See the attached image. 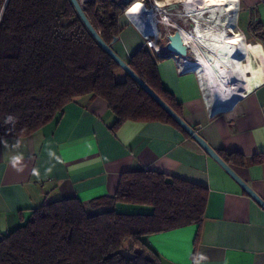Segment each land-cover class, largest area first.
<instances>
[{"label": "crops", "instance_id": "crops-1", "mask_svg": "<svg viewBox=\"0 0 264 264\" xmlns=\"http://www.w3.org/2000/svg\"><path fill=\"white\" fill-rule=\"evenodd\" d=\"M224 21L247 46H238L241 60L229 94L240 98L231 110L210 116L208 102L218 87L198 67L180 74L177 58L166 54L157 72L177 114L264 201V0H239V11ZM141 45L135 29L122 23L112 48L126 61ZM193 59L191 51L183 61ZM114 121L103 99L84 96L67 105L57 123L0 141V235L47 201L78 198L88 204L112 196L123 172L151 171L207 190L200 226L144 239L162 264H264V210L189 136L160 122L129 121L112 132Z\"/></svg>", "mask_w": 264, "mask_h": 264}, {"label": "trees", "instance_id": "trees-1", "mask_svg": "<svg viewBox=\"0 0 264 264\" xmlns=\"http://www.w3.org/2000/svg\"><path fill=\"white\" fill-rule=\"evenodd\" d=\"M124 7V0H90L83 8L111 47L121 24H128ZM160 59L143 44L126 62L178 113L159 80ZM84 96L107 103L115 116L112 132L129 121L160 122L188 137L100 48L69 0H0V141L57 123L63 109ZM206 200L205 188L185 180L123 172L112 196L88 204L60 198L34 208L19 227L0 235V264H162L144 239L200 226ZM119 206L146 213H122Z\"/></svg>", "mask_w": 264, "mask_h": 264}, {"label": "bare ground", "instance_id": "bare-ground-1", "mask_svg": "<svg viewBox=\"0 0 264 264\" xmlns=\"http://www.w3.org/2000/svg\"><path fill=\"white\" fill-rule=\"evenodd\" d=\"M191 2L196 8L193 9L192 7L194 6L190 7L185 4L182 14L193 16L192 18L196 21L197 27L192 36L181 32L184 43L189 45L190 52H193L194 59L191 64L198 67L199 71L202 74L204 73L205 78L208 75L217 84L216 99L221 97L220 101L222 103H228L226 99L232 96L229 94V90L234 87L238 62L241 60L240 55L238 56L237 54L238 46H247L243 44V39L239 35L228 34L225 32V26H223L224 29L219 27L220 25H225L224 18L228 15L227 4L215 1L210 3L204 0ZM129 19L137 28L142 29V24L135 17L129 15ZM200 19L207 25L203 26V29L199 27L198 21ZM146 20L145 23L147 24L151 21L150 18Z\"/></svg>", "mask_w": 264, "mask_h": 264}, {"label": "built area", "instance_id": "built-area-1", "mask_svg": "<svg viewBox=\"0 0 264 264\" xmlns=\"http://www.w3.org/2000/svg\"><path fill=\"white\" fill-rule=\"evenodd\" d=\"M83 6L90 0H78ZM191 1L196 0H124L125 7L123 9L122 17L127 21L128 25L132 26L138 33L140 38L143 40V44L150 48L154 54L161 57L165 53V46L167 44V37L173 33V31L185 32L186 34L193 35L195 28L197 27L196 21L192 18L193 16L183 15L182 11L185 4L190 7L192 5ZM198 1V0H197ZM205 2H219L228 5L227 12L230 14H235L239 11V0H204ZM176 6V7H173ZM196 8L195 6L192 7ZM129 15L135 17L141 24L142 29L137 28L134 23L129 19ZM195 17L196 15L193 14ZM150 18V23H145L146 19ZM199 27L203 29V26H207L203 20H199ZM227 31L233 34V29L229 27L227 21H224ZM203 27V28H202ZM177 58V57H176ZM177 66V72L184 74L190 70L192 67L190 62H184L183 59L177 58L174 60ZM202 87V86H201ZM244 96L243 94L241 97ZM203 97L206 99V93L203 92ZM240 97L236 100H231L232 96H229L226 100L228 103H222L215 97L208 102V109L210 116L215 114L229 111L232 109L233 105L238 101ZM227 104L226 106L219 105L214 109L215 103ZM229 107V108H228Z\"/></svg>", "mask_w": 264, "mask_h": 264}, {"label": "water", "instance_id": "water-1", "mask_svg": "<svg viewBox=\"0 0 264 264\" xmlns=\"http://www.w3.org/2000/svg\"><path fill=\"white\" fill-rule=\"evenodd\" d=\"M76 11L77 16L100 46V48L119 66V68L128 75L139 87L201 148V150L208 155L214 162H216L240 187L248 194L263 210L264 201L257 196L245 182H243L234 171L225 163V161L215 152L199 135L189 126L170 106H168L163 99H161L133 70L128 66L127 62L123 60L113 48L107 45L100 37L98 32L89 22L87 16L84 13L83 6L78 0H69ZM176 7V6H173ZM118 41V37L113 38V44ZM165 53L161 58L167 55L175 56L177 58L186 59L190 52L189 45L185 44L183 37L179 31H173L171 35L167 37V44L165 46ZM239 96H232L231 100H236ZM219 103H215L214 109L217 108ZM226 106L227 104H222ZM229 108V107H228Z\"/></svg>", "mask_w": 264, "mask_h": 264}, {"label": "clouds", "instance_id": "clouds-1", "mask_svg": "<svg viewBox=\"0 0 264 264\" xmlns=\"http://www.w3.org/2000/svg\"><path fill=\"white\" fill-rule=\"evenodd\" d=\"M15 159H16V160H18V159H19V157H16Z\"/></svg>", "mask_w": 264, "mask_h": 264}, {"label": "rangeland", "instance_id": "rangeland-1", "mask_svg": "<svg viewBox=\"0 0 264 264\" xmlns=\"http://www.w3.org/2000/svg\"><path fill=\"white\" fill-rule=\"evenodd\" d=\"M218 99V98H217ZM219 100V99H218ZM91 212H93L92 210H91Z\"/></svg>", "mask_w": 264, "mask_h": 264}]
</instances>
